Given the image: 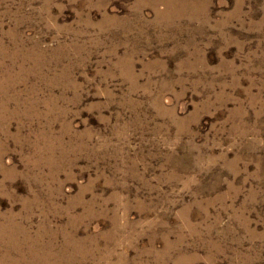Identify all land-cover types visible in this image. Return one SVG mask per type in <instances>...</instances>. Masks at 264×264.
Returning a JSON list of instances; mask_svg holds the SVG:
<instances>
[{
  "label": "rangeland",
  "instance_id": "374dc122",
  "mask_svg": "<svg viewBox=\"0 0 264 264\" xmlns=\"http://www.w3.org/2000/svg\"><path fill=\"white\" fill-rule=\"evenodd\" d=\"M0 215L57 264H264V0H0Z\"/></svg>",
  "mask_w": 264,
  "mask_h": 264
},
{
  "label": "bare ground",
  "instance_id": "6f19581e",
  "mask_svg": "<svg viewBox=\"0 0 264 264\" xmlns=\"http://www.w3.org/2000/svg\"><path fill=\"white\" fill-rule=\"evenodd\" d=\"M15 222L12 217L0 215V264H57L51 243H42V235L32 240L28 232Z\"/></svg>",
  "mask_w": 264,
  "mask_h": 264
}]
</instances>
